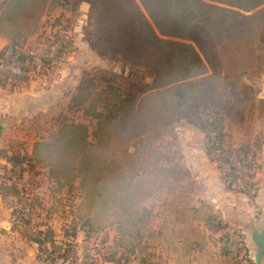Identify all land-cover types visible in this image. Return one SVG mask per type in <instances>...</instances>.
<instances>
[{"label": "trees", "instance_id": "trees-1", "mask_svg": "<svg viewBox=\"0 0 264 264\" xmlns=\"http://www.w3.org/2000/svg\"><path fill=\"white\" fill-rule=\"evenodd\" d=\"M69 3L70 0H3L0 3V36L6 40L0 48V63L6 58L22 71V74L0 71L1 86L8 80L13 84L25 82L28 79L26 73L36 68L37 61L40 74L46 65L57 68L73 52L75 46L69 24L59 17L50 25L52 34L47 35L50 37H46L39 54L23 47L25 39L39 28L45 16ZM90 17L94 25L93 48L100 53L120 56L132 64L144 65L153 80L143 82L132 92H125L119 86H113L110 78L101 77L105 85L99 90L93 78L82 79L76 87L74 100L78 106L88 102L84 111L95 119L93 135L97 141L101 133L108 136L115 133L110 144L114 151L104 147L111 137H103V150L92 152L93 144L86 141V125L65 123L64 131L78 132L66 137V148L61 152L67 158L65 165L74 167L77 164L82 180L90 179L84 170H92V180L98 182L100 177L105 184L117 162L119 154L116 152L124 138L127 146L135 138L138 150L155 152L150 144L153 138L168 130L179 118H189L190 112L194 113L193 108L199 103L205 106L215 94V115L207 125L198 124L205 132L208 153L213 155L214 149L225 153L226 165L220 167L226 170L227 188H238L237 178L243 179L239 173L252 166L254 157L252 154L249 158L248 145L223 148L219 115L225 111L228 116L232 114V100L240 99V93L232 89L241 75L264 71V0H93ZM208 70L212 75L206 74ZM225 84H229V91L226 89L219 95V89L224 90ZM50 144L36 143L32 156L46 158ZM66 149L73 150L72 154L65 155ZM124 158L127 157L121 160ZM22 160L11 158L9 179L21 180L22 170L15 167ZM154 169L159 175H171L170 171L175 170L157 165ZM94 172L96 176H93ZM228 176L233 177L228 179ZM97 188L94 196L100 194L101 188ZM141 189L135 190L136 195L143 192ZM21 191L23 188L18 189L15 183L11 186L0 184L3 197L9 193L21 197ZM238 191L248 193L244 188ZM107 198L111 202L110 210L124 220L126 227L133 225L135 233H139L144 219L142 214L132 215L130 209L136 199L132 200V190L115 188L112 195H103L102 202ZM19 216L23 219L22 213ZM205 221L213 231L227 226L215 214H209ZM27 237L38 245L39 259L45 255L52 262L57 257L65 261L67 252H71L72 263L71 246L67 244L60 252L61 245L57 244L51 229H38ZM46 242L52 244L51 249L45 246ZM233 246V243L229 245L227 251Z\"/></svg>", "mask_w": 264, "mask_h": 264}, {"label": "rangeland", "instance_id": "rangeland-1", "mask_svg": "<svg viewBox=\"0 0 264 264\" xmlns=\"http://www.w3.org/2000/svg\"><path fill=\"white\" fill-rule=\"evenodd\" d=\"M92 1L70 0L68 5L56 8L48 16H45L39 28L25 39L23 47L39 54L45 46L46 37H50L47 35L52 34L50 25L54 19L59 17L68 22L69 34L75 47L73 52L58 64L57 68L46 65L41 74L40 70L37 71L39 74L37 73L36 77L31 74V77L22 82L19 87H14L10 80L7 81L6 85H0L1 89L6 90L5 93L8 95L6 99L10 100L11 103H16L15 106H18V96H22V92L27 94L26 91L34 96L35 92L33 90H44V93L53 95L56 100L54 108H44L32 115H25L23 121L18 116H14L12 119L6 116V119H10V123L7 124L6 120L0 122L4 124L3 129L0 131V184L3 182L4 186H11L12 183H15L18 189L23 188L20 194L21 197L12 193L3 197L0 193V199L10 210L12 226L22 230V233L26 236L34 233L39 228H45V224L49 221L48 216L53 217L54 213L61 215L65 211L64 222L66 223L61 228L64 232H67L60 240L56 239L57 244L61 245V249L64 246V239L68 236L70 238V235L75 233L76 226L79 225L83 232V235L79 233V238L82 239L85 245H96L101 260H113L114 264H164L166 251L162 250L160 243H157L159 236L148 230L150 222L153 221L152 223L158 225V219L153 220V218H150V213L147 216L144 215L143 222L145 223L140 226L139 233H135L136 227L133 225H127L126 227L124 220L119 219L118 214L110 210L111 202L108 198L96 205L102 210L100 214L94 206L90 210L92 205V203H89L90 198L94 197L95 191L98 189L95 183L96 180L91 178L92 170H84L85 176H89L90 179L86 178L82 181L79 179L78 183L77 181L72 183V178L69 179L67 175L59 170L67 161V158L61 154L63 148H66V137L70 138L71 135L78 134L73 129L64 131L62 126L66 122L86 125V141L88 144H93L92 152L102 149L103 137H111L104 147H108L107 150L109 151H114V147L111 148L110 144L115 137V133L112 132L109 136L101 133L97 141L93 135V130L96 127L95 119L84 111L86 106L88 107V102L78 106L74 100L76 87L82 79L93 78L96 82V88L99 90L105 85V81L101 77L110 78L113 86H119L125 92H132L143 82L149 83L153 80V75L144 65L132 64L111 53H98L95 51L91 45L94 34L93 19L90 17ZM1 2L2 0H0ZM1 39H4V43L0 45V48L6 44L5 38L2 37ZM226 84L223 86L224 90L219 89V95L226 89L229 91L230 86ZM52 86H54L53 89ZM232 90L240 93V99L232 100L233 110L231 115L228 116L226 111L219 115L221 116L220 124L223 127L222 146L223 148H235L242 144L248 145L251 151L249 158L253 154L254 160L250 168H245L244 171L239 173V176H242L243 179L237 178L238 188L228 189L225 180L226 170L220 167V165H226L223 160L225 153L221 149H214L213 152L216 153L209 155L214 163L215 176L212 177L215 185L212 191L207 190L206 187H195L193 189L196 195L199 196V202L196 203L198 209L193 207V209H197L198 217L193 222L191 221V224H193L192 226L198 224L199 232H197L198 239L193 241L192 245L189 244L188 251H185V255L192 261L190 264H240L245 259L249 260V264L257 263L258 247L253 241V235L264 232V71L260 74L246 73L241 75ZM11 95L13 96L10 97ZM64 95L65 97L61 100ZM214 95L208 99L209 107L206 108L208 112L205 108L202 109L204 110L202 111L203 115H208L209 118H213L212 115H215V100L217 98ZM199 104L203 108V103ZM175 126L176 124L166 132L161 133L152 140L150 139L153 150L161 152L165 156L163 157L164 160L163 158L159 159V162L156 163L157 166L163 167L166 165L175 169L170 171L171 175L166 174V177L171 181L173 180L172 177H179L180 174L181 179L188 174V179H190L195 175L194 173L198 172L186 174V172L183 173L174 166L176 162H180L182 149H188L193 145L192 142L189 144L184 143V140L187 139H183L182 132H187V130L178 126L175 128ZM42 140L51 143L48 150L49 154L44 159H36L32 156V153H29V150L32 149L34 142ZM206 140H204L205 148H207ZM120 149L116 152L117 154H122V149H124V153L127 152V144L124 140L120 145ZM130 149V152H132V148ZM72 151L67 149L65 155L67 152L72 154ZM13 157L23 159L21 164L15 167L16 170L20 171V168L22 170L21 180L8 178L12 164L10 160ZM128 163V159L124 158L117 166L114 176H112V171L110 172L104 185V195H112L115 188H118V190L125 189L128 187V183L129 185L131 182L133 184V180H135L136 189L139 188L140 180H143V184L148 185L149 177L142 175L140 172L131 175L133 169ZM146 165L150 169L148 163ZM155 174H158L156 170H152L149 176L152 177ZM197 174L199 175V173ZM200 174L203 176L201 178L199 175V179L204 182L207 174ZM162 175L164 176V173ZM93 176H96L95 172ZM111 176L113 179H111ZM232 177L228 176V179ZM143 184L141 181V185ZM148 187V190H150V186ZM242 188L247 190L248 193L238 191ZM188 189L189 187H183L182 190L187 191ZM162 191H164V188L154 190L152 186L151 195L163 194ZM177 192L179 191L177 190ZM174 193L173 187L167 188V195ZM9 195H14L17 202L24 207L21 212L23 219L20 218V214H17V209L12 208ZM83 196L86 202L83 200L84 203H81ZM106 200L109 202H106ZM80 205L81 208H79ZM154 206L157 205L154 204ZM154 206L152 204L149 210L152 211L155 208ZM84 209L86 212L89 211L90 217L82 221L79 214H82ZM224 210H226V213H223ZM144 212L142 207L134 211L135 215L144 214ZM209 214H215L227 226L220 228L218 231L208 228L205 220ZM17 216L19 219L15 224L13 223V217L17 218ZM188 225H190L189 222ZM116 231L121 233L123 240L129 239L140 250L136 253L134 261H131L130 257H126V255L125 257L119 256L113 252V246L118 241L115 238ZM226 233L228 234L226 235ZM220 238L223 240H220ZM232 243L234 244L232 250L227 251ZM60 252L62 251L60 250ZM71 255V252H67L66 263H63L57 257L55 261L53 260V264L54 262L71 264ZM259 256L264 259V253ZM129 261L131 262L129 263Z\"/></svg>", "mask_w": 264, "mask_h": 264}, {"label": "crops", "instance_id": "crops-1", "mask_svg": "<svg viewBox=\"0 0 264 264\" xmlns=\"http://www.w3.org/2000/svg\"><path fill=\"white\" fill-rule=\"evenodd\" d=\"M3 1V0H2ZM2 38V37H1ZM0 38V45L4 43V39ZM96 52L100 53L95 49ZM208 75H212V72L210 70L207 71ZM54 86H52V89ZM51 89V90H52ZM70 89V88H69ZM35 93L29 94V91H26L27 94L22 92V96H18L17 104L18 106H15L11 103L10 100L6 99L8 95H6V90L0 88V122L5 121L7 124L10 123V119L14 116H18L21 121L25 118V115H32L33 113H37L38 110H42L44 108H54L55 107V98L53 95H49L48 93H44L41 90H33ZM53 91V90H52ZM5 93V94H4ZM11 95L10 97H12ZM65 97L62 96L61 100ZM12 99V98H10ZM39 99V100H38ZM31 101V102H30ZM203 108H201L200 104L193 108L192 110L194 113L190 112L189 118L181 117L178 120L174 121L173 124L170 126V128L176 124L175 128L178 126L179 128H184L187 130V132H182V137L184 140V143L189 144L190 142L193 143L191 147H188V149H182L180 154L182 155L180 162H176L174 166L181 172L189 173V172H197L199 175L202 176L200 173L207 174V178L204 179V182L199 179V175L197 173H194L190 179H188V175L184 176L183 179H181V174L179 177L173 178V180H169L166 177V173L164 176L155 174L152 177L149 176V173L152 172V170H155L154 167L157 165L156 163L159 162V159L165 157L161 152H151L150 149H139L136 148L137 141L136 139H132L131 142L127 146V152L124 153L122 149L121 153L118 156L117 162L114 165L112 169V175L116 173L117 166L120 165L122 162V157L126 156L128 161H130L128 164L132 167L131 175H134L137 172L142 173V175H145L148 178V185L143 184V180H140L139 183V189L142 186L143 192L140 194L135 193L136 190V184L135 180H133V184H128V191L130 192L132 190L133 198H136L133 200L134 206L130 209L132 210V215L135 216L134 211H136L139 207H142V210L144 209V215H148L150 213V218H153V220L158 219V225H155L154 223L150 222L148 226L149 232L152 234H157L159 236L157 243H160L162 246V250L166 251V260L164 264H190L192 261L189 260L188 256H186V252L188 251L189 244L192 245L193 241L198 239L199 232V225L191 224V221L195 220V218L198 217V211H197V205L196 203L199 202V196L196 195V192L193 190L195 187H206L207 190L212 191L214 184V180L212 176H215L214 172V163L210 153H208L207 148H205L204 140H206L205 132L200 127L198 123H207L211 121L212 118H209L208 115H203L202 109L205 108L206 112L208 110L206 108L209 107V104L205 106L202 105ZM212 113V112H211ZM213 116V115H212ZM206 117V118H204ZM5 118V119H4ZM197 123V124H196ZM65 124V123H64ZM63 124V125H64ZM66 124H69L66 122ZM0 131L3 129L4 124L0 123ZM167 131V130H166ZM165 131V132H166ZM181 133V132H180ZM160 135V134H159ZM158 135V136H159ZM47 142V140H42L40 142ZM125 142V138H124ZM39 142H34L32 149L30 148L29 153H32V155L35 152V144ZM123 146V145H122ZM132 148V152L131 149ZM67 150V149H66ZM121 150V149H120ZM67 154H69L67 152ZM157 156V158H156ZM77 160V159H76ZM121 160V162H119ZM164 160V158H163ZM146 163H148L150 169L147 167ZM163 167H167L164 165ZM130 169V168H129ZM128 169V170H129ZM59 170L63 172L65 175L72 178V183H78V180L82 181V175L78 172L77 164L72 167L71 165H64L62 168L60 167ZM130 173V172H129ZM197 175V176H196ZM210 175V176H209ZM200 180H198V179ZM99 181L95 182L96 187L101 188L100 194L96 195L94 197L90 198V202L92 203L90 210L92 207H96L98 202L100 203L103 198V190L104 185L102 183L101 178H98ZM134 179V178H133ZM141 181L142 184L141 185ZM203 182V183H202ZM148 186H150V190H148ZM154 187V190L158 188V190H161L164 188V191H162L163 194L158 193L156 195H151V188ZM173 187L175 190V193L172 195H167V188ZM183 187H186L189 189L187 191H183ZM178 188V189H177ZM177 190L179 192H177ZM189 191V192H188ZM223 191V190H222ZM101 193L103 195H101ZM122 194V192H121ZM224 195V191L222 192ZM101 195V196H100ZM84 196L81 200V203H84ZM84 200V201H83ZM86 202V201H85ZM191 202V203H190ZM190 203V204H188ZM153 204L157 205L154 206L155 208L151 211L150 206ZM190 205V206H188ZM193 207L197 209H193ZM81 208V205L80 207ZM98 210V214L101 213V208L99 206L96 207ZM65 213V214H64ZM223 213H226V210H224ZM66 215V212L63 211L61 215H58L57 213L53 214L52 216H48L49 221L47 224H45V228H39L41 230L43 229H51L55 235L56 239L63 238L65 232L62 230V225H65L66 222H64V217ZM227 215V214H226ZM80 218L83 220L88 219L90 217L89 211L86 212L84 209L82 211V214H79ZM76 217V216H75ZM224 218V216H223ZM188 222L190 225H188ZM143 222L142 224H144ZM154 228H156L154 230ZM189 231V232H188ZM73 236H76V238H79V235H83V232L80 229V226L77 225L74 229ZM119 232V231H118ZM115 232L116 235V243L113 246V252L116 255L130 257V260L134 261L136 258V253L140 252L137 246L133 245V242H131L129 239L123 240L121 237V233ZM78 233V235H76ZM80 233V234H79ZM195 233V234H194ZM201 233H203L201 231ZM120 234V235H119ZM204 234V233H203ZM81 239V238H80ZM114 254V256H115ZM168 254V255H167ZM263 254V253H262ZM261 254V255H262ZM260 254H256V264H264L263 257L259 256ZM187 257V258H185ZM260 257V258H259ZM120 258V257H119ZM186 260V261H185ZM129 261V263L131 262ZM105 264H114V261H106L103 260ZM0 264H40V259L38 257V245L30 240L25 234L22 233V230H19L16 227L12 226L11 222V214L10 210L5 206V204L0 199ZM54 264H58L55 263Z\"/></svg>", "mask_w": 264, "mask_h": 264}, {"label": "built area", "instance_id": "built-area-1", "mask_svg": "<svg viewBox=\"0 0 264 264\" xmlns=\"http://www.w3.org/2000/svg\"><path fill=\"white\" fill-rule=\"evenodd\" d=\"M39 70H40V63L37 61L36 68L34 70H30L31 72L28 71V73H26V75L28 76V78L31 77V74H33V76L36 77L37 71H39ZM0 71L1 72L8 71L11 73L22 74V71L19 69V67L10 63L6 58L2 59V61L0 63ZM20 84H21L20 81L15 82L14 84L12 83V85H14V87H19ZM9 200L12 202V205H11L12 208L14 210L17 209V214H21L24 207L20 203L17 202V198L14 195H9ZM18 219H19L18 216H17V218L13 217V223L16 224L18 222ZM68 237H66L64 239V241H63L64 246H63L61 251L63 252V250L67 244L71 246L72 253H73V261L71 264H105V262H103V260H101V258H100V255H99L98 249L96 248L97 247L96 245H94V244L85 245L82 242V239L76 238V236H73V235H70V238H68ZM45 246L49 249L52 248V244H50L49 242H46ZM59 258L63 261V263H66V261H64L62 257H59ZM40 264H53V262L49 257L43 255L40 258ZM240 264H249V260H247V259L242 260L240 262Z\"/></svg>", "mask_w": 264, "mask_h": 264}, {"label": "water", "instance_id": "water-1", "mask_svg": "<svg viewBox=\"0 0 264 264\" xmlns=\"http://www.w3.org/2000/svg\"><path fill=\"white\" fill-rule=\"evenodd\" d=\"M0 129H1V127H0ZM253 241L258 246L259 254L264 253V232L255 233L253 235Z\"/></svg>", "mask_w": 264, "mask_h": 264}]
</instances>
